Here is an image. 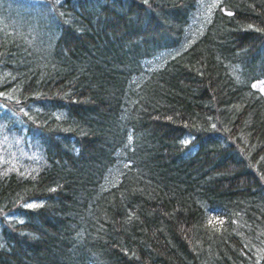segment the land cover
Masks as SVG:
<instances>
[{
	"label": "trees",
	"instance_id": "obj_1",
	"mask_svg": "<svg viewBox=\"0 0 264 264\" xmlns=\"http://www.w3.org/2000/svg\"><path fill=\"white\" fill-rule=\"evenodd\" d=\"M199 1L0 0V264H264V0Z\"/></svg>",
	"mask_w": 264,
	"mask_h": 264
},
{
	"label": "rangeland",
	"instance_id": "obj_2",
	"mask_svg": "<svg viewBox=\"0 0 264 264\" xmlns=\"http://www.w3.org/2000/svg\"><path fill=\"white\" fill-rule=\"evenodd\" d=\"M202 1L200 0L199 1V5H200V7H201V4H203V3H201ZM200 15V12L198 13V16ZM38 22H41V21H38ZM46 33H44V32H41V33H39L38 31H36L35 32V37H38V36H44ZM253 86L255 87H257V89H259V91L264 95V83L263 82H261L260 80L259 81H254L253 82ZM30 108H32V109H35V107H33L32 105L30 106ZM1 135V134H0ZM27 143V145L29 146V149H30V144L31 143H29L28 144V141L26 142ZM35 146H37L38 147V145H37V143H35ZM31 148L32 149H34V144H33V146H31ZM37 150V149H36ZM36 150H35V152L33 153V155L35 156L36 155V157H35V160H37L38 158H39V156H38V154L36 153ZM42 153V152H41ZM30 155V154H29Z\"/></svg>",
	"mask_w": 264,
	"mask_h": 264
}]
</instances>
